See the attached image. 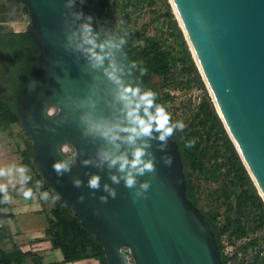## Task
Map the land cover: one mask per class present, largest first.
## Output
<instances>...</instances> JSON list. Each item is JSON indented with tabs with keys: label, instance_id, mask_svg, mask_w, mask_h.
<instances>
[{
	"label": "water",
	"instance_id": "1",
	"mask_svg": "<svg viewBox=\"0 0 264 264\" xmlns=\"http://www.w3.org/2000/svg\"><path fill=\"white\" fill-rule=\"evenodd\" d=\"M19 1L28 8L26 29L38 46L19 95V124L30 141L34 171L100 241L107 264H221L208 221L186 196L174 136L163 151L158 140L150 141L156 171L137 177V188L151 182L147 199L134 203L135 189L110 180V171L119 175L116 169L95 166L98 151L111 145L85 134L82 117L104 122L122 117L118 86L105 70L114 63L125 85L147 91L123 44L76 0ZM169 2L224 128L264 201V0ZM89 16L96 42L108 57L102 68L90 66L79 47L80 28ZM164 155L172 157L170 167ZM61 160L71 169L58 177L52 166ZM92 174L101 178L95 195L88 187ZM74 178L81 187L73 186ZM106 183L116 190L115 199L104 192ZM101 196H108L106 203Z\"/></svg>",
	"mask_w": 264,
	"mask_h": 264
},
{
	"label": "trees",
	"instance_id": "2",
	"mask_svg": "<svg viewBox=\"0 0 264 264\" xmlns=\"http://www.w3.org/2000/svg\"><path fill=\"white\" fill-rule=\"evenodd\" d=\"M17 2L22 5V11L29 12L19 0H0V21L5 20V15ZM76 4L105 24L123 44L142 84L156 93L155 100L166 110L165 102L170 96L161 95V89L171 86L203 89L185 128L176 130L173 135L183 163L186 196L198 206V189L193 181L195 171L206 180L218 182L212 190L213 206L208 210L199 209L213 231L221 264H230L233 258L224 252L223 240L235 242L242 238L237 248L244 258L237 259L235 264H264V201L215 109L169 0H76ZM147 6L163 10L157 9V12L163 17L166 39L131 26L119 14L130 7L138 10ZM37 55L38 46L27 29L15 31L0 26V128L19 123L20 91ZM154 76L159 77L157 81ZM170 116L175 123L172 114ZM30 148L26 137L22 165L28 167V183L37 190L47 184L33 169ZM6 204L0 199V214L4 220L8 217ZM47 230L52 247L60 248L65 261L92 256L98 264H107L100 241L58 200L50 210ZM25 254L7 228L0 229V264H13ZM30 257L34 264H42L37 254L31 253Z\"/></svg>",
	"mask_w": 264,
	"mask_h": 264
},
{
	"label": "clouds",
	"instance_id": "3",
	"mask_svg": "<svg viewBox=\"0 0 264 264\" xmlns=\"http://www.w3.org/2000/svg\"><path fill=\"white\" fill-rule=\"evenodd\" d=\"M72 0H70L71 4ZM83 2V0H81ZM82 13L77 14L79 18ZM88 22L81 25L80 50L86 53L90 66L93 68H102L104 60L108 58L104 52V45L97 44L93 28L91 26V17L87 18ZM100 48V52H96V48ZM110 69H106V75L118 86L117 99L121 105L122 117L117 122H104L101 120H93L82 117L83 123L86 125L85 134L96 135L107 141L110 148L98 151V161L96 167L107 166L109 170L116 169L117 174L110 171L109 178L113 184L124 182V186L128 189H135L132 195V201L135 203L138 198L147 199V192L150 188V181H145L137 188V177L143 176L146 172L155 173V157L148 151L151 147V140H158L160 150L167 148L168 139L172 137L176 130L182 131L185 124L181 121H172L170 114L161 104H155L156 93L151 90L141 92L140 88L125 85L117 75L118 68L112 63ZM48 115H52L54 109L49 107L46 109ZM191 146V145H188ZM166 166L172 165V157L164 155L161 157ZM90 161L85 160L84 164ZM53 169L57 176H63L65 172L70 171V162L63 160L55 162ZM29 171L25 165L12 164L8 166H0V199L8 202L11 197L9 195V186L16 179L22 185L26 183L30 177L26 175ZM100 176L92 174L88 179V187L95 191L100 190ZM59 182V181H58ZM74 187H81L82 182L78 178L73 179ZM104 192L112 199L116 198V190L107 183L103 186ZM24 199H30L33 196L31 188L21 189ZM45 192L44 196L47 197ZM108 196H101L100 201L106 203ZM79 202L84 201L83 195L79 198ZM98 211V210H97Z\"/></svg>",
	"mask_w": 264,
	"mask_h": 264
},
{
	"label": "crops",
	"instance_id": "4",
	"mask_svg": "<svg viewBox=\"0 0 264 264\" xmlns=\"http://www.w3.org/2000/svg\"><path fill=\"white\" fill-rule=\"evenodd\" d=\"M10 127L0 128V166L22 164L26 135L23 131L21 135L18 132V139L13 142ZM22 188L31 186L28 181L22 185L14 179L9 186L11 199L5 206L8 217L4 220L0 214V229L7 228L20 250L26 253L13 264H34L31 253L40 256L42 264H98V260L92 256L65 261L60 248L52 247L51 234L47 230L50 210L55 206L57 199L48 185L37 190L31 188L33 196L30 199L23 198ZM45 192L48 193L47 197L44 196Z\"/></svg>",
	"mask_w": 264,
	"mask_h": 264
},
{
	"label": "rangeland",
	"instance_id": "5",
	"mask_svg": "<svg viewBox=\"0 0 264 264\" xmlns=\"http://www.w3.org/2000/svg\"><path fill=\"white\" fill-rule=\"evenodd\" d=\"M5 1V0H2ZM22 5L20 3H15L10 12L5 15V20L0 21V26L12 28L15 31L26 29V24L29 20V12H24L21 10ZM157 8L150 6L136 10V8H128L127 11H121L119 14L127 20V22L136 28L145 29L149 34H155L160 39H166L167 35L165 32V26L162 24L163 17L157 12ZM162 12L161 10H159ZM119 19L116 20L118 23ZM158 76H154V81L158 80ZM167 94L170 97L166 100L165 104L167 107V112L172 114L174 121H181L185 125L188 123L190 117L193 113V101L187 95V89H175L174 87H168L161 89V95ZM11 138L18 139V132L21 135V125L19 123L12 124L10 127ZM24 133V132H23ZM64 151L67 154L72 153V148L70 146H65ZM193 181L198 189L199 202L198 207H201L203 210L210 209L214 204V196L212 195V190L215 189L219 183L211 180H206L204 175H200L197 171L193 174ZM219 210H223L219 208ZM260 233V232H258ZM227 239H224V251L225 246L227 251H231L230 247H233L235 243L226 242ZM242 242L238 240L236 243ZM226 242V243H225Z\"/></svg>",
	"mask_w": 264,
	"mask_h": 264
},
{
	"label": "built area",
	"instance_id": "6",
	"mask_svg": "<svg viewBox=\"0 0 264 264\" xmlns=\"http://www.w3.org/2000/svg\"><path fill=\"white\" fill-rule=\"evenodd\" d=\"M202 92H203V89L201 87H198V86H192V87L187 89V95L190 98V100L193 101V109L195 108V105L199 102L201 95H202ZM238 240H243V238L237 239L235 242H230V243H235V245L233 247H230L231 251H227L226 246H225L224 252L233 257L229 261L230 264H235V261L237 259H243L244 258L243 254L238 251L237 247L240 244V241H239V243H236ZM226 242H228V241H226Z\"/></svg>",
	"mask_w": 264,
	"mask_h": 264
}]
</instances>
